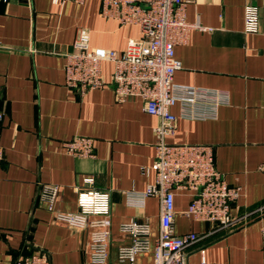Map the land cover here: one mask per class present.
Here are the masks:
<instances>
[{"label": "crops", "instance_id": "1", "mask_svg": "<svg viewBox=\"0 0 264 264\" xmlns=\"http://www.w3.org/2000/svg\"><path fill=\"white\" fill-rule=\"evenodd\" d=\"M185 19L196 24L185 44L174 47L180 69L173 82L226 94L214 119H178L168 144L210 145L214 166L226 183L238 187L231 205L235 221L220 229L182 214L187 192L174 196L175 235L193 233L196 242L184 250L186 264H264L260 230L264 226V6L261 0H186ZM254 5L258 25L244 26V7ZM101 0L84 3L53 0H0V264H12L23 253L40 249L51 264H89L90 230L54 221L42 185L59 188L55 209L77 211V192H109L108 260L120 264L117 250L131 243L120 231L124 222H147L149 249L134 264H152L159 230V200L128 206L127 192L153 184V128L138 98L115 99L112 64L101 66L106 87L83 96L64 85L65 56L85 29L91 50L121 53L139 37L133 25L98 16ZM179 115L178 106L171 108ZM74 136L93 139L94 156L77 158L63 143ZM92 179L85 183V179Z\"/></svg>", "mask_w": 264, "mask_h": 264}, {"label": "built area", "instance_id": "2", "mask_svg": "<svg viewBox=\"0 0 264 264\" xmlns=\"http://www.w3.org/2000/svg\"><path fill=\"white\" fill-rule=\"evenodd\" d=\"M58 4L85 0H53ZM186 0H101L98 16L115 20L119 25H133L139 37L127 41L124 50H91L89 34L81 29L72 52L65 56L64 85L83 96L90 90L106 87L101 66L112 64L111 84L115 99L123 102L138 98L144 111L158 119L153 128L154 159L144 172L152 171L153 184L143 192H127L128 206H142L148 197L159 200V230L152 251V264H186L184 250L197 240L193 233L175 235L173 231L174 196L177 191L187 192L190 201L186 217L216 225L220 229L232 227L231 205L239 196V188L229 186L214 166L213 147L210 145L168 144L166 137L175 132L180 119L206 120L216 117L219 106L227 102L226 94L181 86L173 82L180 62L175 58L174 47L185 44L191 29L196 28L185 19ZM264 6V0H261ZM258 25V11L254 5L244 7V26L254 32ZM178 106L179 115L171 108ZM3 113L0 112V120ZM65 152L77 158L94 156L93 139L74 136L63 143ZM3 149L0 146V165ZM264 170V164L258 167ZM85 183L92 179L86 178ZM59 188L42 185L37 199L45 200L54 221L74 229L90 230L89 264H111L108 260L110 198L108 191L85 189L77 192V211L63 213L55 209ZM120 231L130 237L128 246L117 250L120 264H134L137 254L148 251L149 226L147 222L128 221ZM264 255V226L260 230ZM12 264H51L49 254L35 249L16 258Z\"/></svg>", "mask_w": 264, "mask_h": 264}]
</instances>
